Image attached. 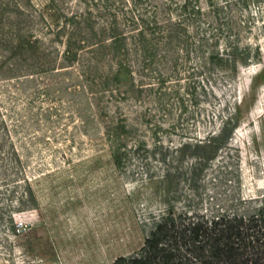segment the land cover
Listing matches in <instances>:
<instances>
[{
  "label": "rangeland",
  "instance_id": "374dc122",
  "mask_svg": "<svg viewBox=\"0 0 264 264\" xmlns=\"http://www.w3.org/2000/svg\"><path fill=\"white\" fill-rule=\"evenodd\" d=\"M263 69L264 0H0V264H114L168 210L258 214Z\"/></svg>",
  "mask_w": 264,
  "mask_h": 264
},
{
  "label": "trees",
  "instance_id": "16d2710c",
  "mask_svg": "<svg viewBox=\"0 0 264 264\" xmlns=\"http://www.w3.org/2000/svg\"><path fill=\"white\" fill-rule=\"evenodd\" d=\"M153 222L143 247L114 264H258L264 260V209L252 216L212 217L168 210Z\"/></svg>",
  "mask_w": 264,
  "mask_h": 264
}]
</instances>
